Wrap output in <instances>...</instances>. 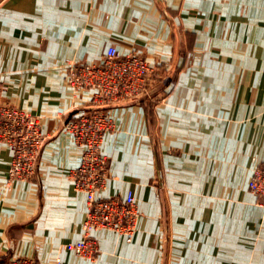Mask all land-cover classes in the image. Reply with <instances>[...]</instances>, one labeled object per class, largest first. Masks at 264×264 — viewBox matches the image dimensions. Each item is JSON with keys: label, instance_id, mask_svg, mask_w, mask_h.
Wrapping results in <instances>:
<instances>
[{"label": "crops", "instance_id": "1", "mask_svg": "<svg viewBox=\"0 0 264 264\" xmlns=\"http://www.w3.org/2000/svg\"><path fill=\"white\" fill-rule=\"evenodd\" d=\"M110 46L158 63L152 96L106 106L109 178L97 197L133 192L132 240L91 237L89 206L71 172L84 154L65 123L92 110L95 90L70 84L73 64ZM0 87L40 117L35 174L11 177L0 142V264H264V199L249 183L264 167V0H0Z\"/></svg>", "mask_w": 264, "mask_h": 264}, {"label": "built area", "instance_id": "2", "mask_svg": "<svg viewBox=\"0 0 264 264\" xmlns=\"http://www.w3.org/2000/svg\"><path fill=\"white\" fill-rule=\"evenodd\" d=\"M163 69L139 53L121 55L110 46L99 64H73L69 72L70 84L95 90L92 110L80 112L66 122V130L84 148L80 165L71 172L76 188L87 195L89 211L84 221V238L65 245L84 257H92L96 242L91 233L97 229H112L127 240L134 237L139 210L133 192L124 198L97 197L109 178V159L101 151L104 135L112 128L105 110L111 104L141 100L151 86L162 77ZM0 87V142L7 143L14 152L10 175L28 179L35 174L38 155L44 142L40 117L19 109L4 96ZM7 100V101H6ZM251 191L264 199V167L258 168L249 183ZM6 264H38L28 258L12 257ZM56 264H64L58 260Z\"/></svg>", "mask_w": 264, "mask_h": 264}, {"label": "rangeland", "instance_id": "3", "mask_svg": "<svg viewBox=\"0 0 264 264\" xmlns=\"http://www.w3.org/2000/svg\"><path fill=\"white\" fill-rule=\"evenodd\" d=\"M162 76H164V74H165V71L163 70V72H162ZM163 78V77H162ZM160 79H161V76H160ZM157 81H159V80H157ZM153 94H152V91H148V93H146L145 94V97L146 98H144V100L145 99H149V98H151V96H152ZM137 100V99H136ZM136 100H131V101H136ZM7 101V100H6ZM10 102V101H9ZM128 102V101H127ZM121 103V102H120ZM124 103V102H123ZM11 104H13V103H11ZM115 104H118V103H115ZM13 105H15V104H13ZM16 106V105H15ZM17 107V106H16ZM19 108V107H18ZM20 109V108H19ZM105 110H106V108H105ZM107 112V111H106ZM108 113V112H107ZM72 118V117H71ZM66 124V123H65ZM9 261V260H8ZM7 261V262H8ZM7 262H5V264L7 263Z\"/></svg>", "mask_w": 264, "mask_h": 264}]
</instances>
